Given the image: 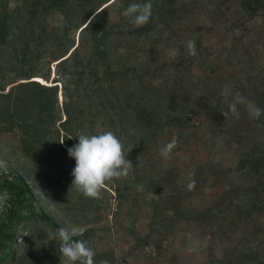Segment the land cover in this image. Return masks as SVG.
<instances>
[{"label":"rangeland","instance_id":"obj_1","mask_svg":"<svg viewBox=\"0 0 264 264\" xmlns=\"http://www.w3.org/2000/svg\"><path fill=\"white\" fill-rule=\"evenodd\" d=\"M137 2L0 0V175L24 177L47 216L17 226L16 264H60L59 227L89 230L95 264L264 262V114L228 108L238 91L264 109V0H151L139 28L123 15ZM106 130L133 168L87 198L67 149ZM8 200L0 189V224Z\"/></svg>","mask_w":264,"mask_h":264},{"label":"clouds","instance_id":"obj_2","mask_svg":"<svg viewBox=\"0 0 264 264\" xmlns=\"http://www.w3.org/2000/svg\"><path fill=\"white\" fill-rule=\"evenodd\" d=\"M123 15L137 28L147 25L152 18L151 0H146L144 3H130L124 9ZM185 47L188 55L195 56L197 54L194 40L186 41ZM222 95L227 97V89L222 91ZM238 104L246 105L251 117L258 119L264 114V109L257 107L254 102L247 100L237 91L228 105L229 111L237 119H239ZM222 114L225 117L228 116V112ZM77 138L78 143L67 149L68 156L75 159V167L71 172L73 177L71 188L87 198H100L105 183L126 178L133 165L127 159L122 141L111 130L95 135L80 134ZM178 142V136L174 135L160 149V155L165 159L170 158ZM195 184V180H191L187 184L188 190H194ZM76 235L77 231L74 228L59 227L56 230L60 264H95L93 249L85 240H74L73 237ZM100 264H110V262L102 260Z\"/></svg>","mask_w":264,"mask_h":264},{"label":"trees","instance_id":"obj_3","mask_svg":"<svg viewBox=\"0 0 264 264\" xmlns=\"http://www.w3.org/2000/svg\"><path fill=\"white\" fill-rule=\"evenodd\" d=\"M259 3V0H248V10L250 12L257 11V6H251L252 4ZM255 7V8H254ZM105 7L96 8L92 11L91 17L86 24L89 26L94 24L95 17L102 12ZM75 50V49H74ZM21 87H31L36 86L39 92H45L50 90L52 87H56V85L48 87L40 84L37 80H32L27 83H22ZM37 90V89H36ZM67 113L69 112V104L66 103ZM71 116L68 114L66 120L70 119ZM24 124L26 126L23 127L25 133L31 126H33L34 122L24 120ZM29 132V131H28ZM69 147H72L71 144ZM252 161V160H251ZM255 165V163L250 162V165ZM0 189L5 191L9 195V200L6 204L4 210V220L0 224V264H16L23 258V244H18V230L17 226L21 224L23 221L29 219H47V216L43 213L36 212L33 207L35 205V196L27 180L15 173L13 175L1 174L0 175ZM88 231H85L82 234L76 235L73 237L74 240H86ZM238 258V259H237ZM228 256V259L222 261L221 264H237L240 261L244 263L251 262L252 264H264L262 260L255 259V257L251 260L249 254L239 255L238 257Z\"/></svg>","mask_w":264,"mask_h":264}]
</instances>
